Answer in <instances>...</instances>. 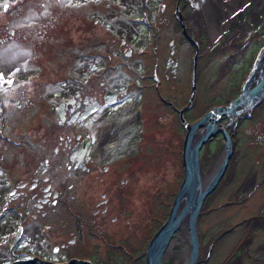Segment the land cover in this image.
Returning <instances> with one entry per match:
<instances>
[{
  "label": "rangeland",
  "instance_id": "rangeland-1",
  "mask_svg": "<svg viewBox=\"0 0 264 264\" xmlns=\"http://www.w3.org/2000/svg\"><path fill=\"white\" fill-rule=\"evenodd\" d=\"M230 1L0 0V36H19V39L8 38L0 42V85L8 82L7 77L13 65H19L20 71L14 73L13 82L24 83L28 75V83L46 85L51 100L58 98L56 92L60 86H74L72 76L77 73L83 85L99 86L103 82L109 87L118 88L125 86L120 80H127L134 87L125 86L129 88L132 100H139V90L133 84L136 75L128 67L118 65L99 76L105 59L98 57L92 61L81 60L89 66L92 64L94 74L90 77L84 70L81 73L79 68L75 69V64L79 61L73 60V55L76 52L83 53L86 46L93 44L92 50L87 49L85 52L98 51L103 57L107 54L118 56V62L122 60L130 66L138 63L142 67H150V62L153 61L154 65L153 51L156 50L159 83L153 79L147 82L153 84L154 90V84L157 85L165 99L169 96L175 106H181L179 112H184L188 122L194 121L214 106L227 104L239 93L241 83L264 43V0H244L239 4L234 2L236 6L232 7V12L228 10ZM108 11H112L108 22L110 27H107L109 31H100L105 22L103 13ZM97 17L99 22L96 23L94 19ZM180 19L184 20L183 33L186 37L190 36L189 42L182 33ZM119 20L122 23L118 26ZM221 21L227 22L223 29L218 27ZM113 35L117 39H124L125 44ZM25 40L27 42L24 44L19 42ZM10 44H14L11 49ZM15 44L27 50V55L24 54L23 61H19V64L14 62L17 53L12 52V48H16ZM78 45L80 50L75 51L74 48H78ZM145 46L151 47V56L139 55L138 51ZM32 47L35 49L31 50ZM127 47L132 51L130 56L124 53ZM194 62L198 68L195 77L196 90L190 99L193 85L191 69ZM168 64L171 68L167 67ZM174 66L175 71L172 70ZM154 90L145 91V100L149 101L150 110V118L145 125L139 123L135 117L118 122L116 130L119 133L115 132L116 134L104 138L98 148L97 154L101 161L93 159V163L105 164V171L109 167L112 174L123 179L124 186L119 191L127 192L132 189L134 194L141 196L126 200L132 205L138 202L135 216L139 217L140 226L136 231L128 226L125 229V244L133 235L136 236L134 249L115 251L104 247L102 240L90 237L93 235L89 230V240L83 232L84 243L79 245L94 251L89 254L92 261L98 264H144L146 244L151 234L166 218L172 196L182 177L181 146L185 126L176 112L155 101ZM60 97L62 99L61 95ZM37 98L38 96L33 97L36 103ZM5 99L6 97L2 100ZM28 104L30 103H24L22 108ZM39 105L38 108L43 107V110L37 112L36 117L41 119L42 125L45 122L46 124L35 141L45 144V148L39 146L42 150L38 153V158L48 153L49 162L52 164H58L60 160L68 163L69 160L64 157L66 153H54L52 148L58 145L62 135L71 130L64 129V123L58 125L59 114L56 118L50 117L48 111L51 106L46 101L41 99ZM0 114L3 116L0 119L3 120V126L0 122V131L6 132L8 138L16 133H27L29 115L22 114L16 106H8V109L6 106ZM10 115L12 119L8 120ZM33 115L34 112L29 117ZM43 115L44 118L41 117ZM135 115L140 116L142 113L138 110ZM124 117L126 115L122 114L121 118ZM225 120V116L219 119L220 122ZM8 125L6 130L5 126ZM49 130L53 133L52 136ZM140 132L145 133L139 136ZM1 141L0 146H5L7 141ZM232 141V154L226 168L203 201V209L198 219L200 253L197 264H264V100L249 115L241 116L237 120L232 130ZM99 142L100 138L96 141L97 146ZM223 143L224 139L218 132L205 141L200 149L201 170L207 180L213 175L221 158ZM35 148L34 141H31L29 151L36 152ZM12 155L13 158H7L3 163L9 164V169L26 161ZM35 155L31 153L30 158L37 159ZM75 172L77 180L87 181L83 171L76 169ZM86 201L90 200L86 198ZM128 203L124 204L125 216L130 213ZM79 205L85 206L86 202L80 200ZM50 212H54L53 206L47 211ZM51 216L56 215L53 213ZM41 217L39 218L42 222L52 224L49 214ZM64 218L67 219V216ZM32 222L36 223V219ZM42 222L37 221L39 227H42ZM0 224L3 226L0 229V250H7L16 259L23 249L24 241L18 235L14 220L2 219ZM52 228L49 227L54 234L38 228L31 233L32 239L25 237L24 240L27 243L32 240L44 243V238L46 244L53 245L58 242L56 239L59 235L63 238L69 235L74 237L73 230L67 232L68 230ZM106 234L112 242L122 241L115 239L112 231H107ZM75 245L76 243L70 245L67 242L59 246L63 251L58 254L65 252L66 248L77 249ZM7 255L0 257V264H5L3 259ZM187 258V234L178 231L162 264H184Z\"/></svg>",
  "mask_w": 264,
  "mask_h": 264
},
{
  "label": "flooded vegetation",
  "instance_id": "flooded-vegetation-1",
  "mask_svg": "<svg viewBox=\"0 0 264 264\" xmlns=\"http://www.w3.org/2000/svg\"><path fill=\"white\" fill-rule=\"evenodd\" d=\"M114 6L116 7V5ZM115 7H113L112 10H114ZM107 8H110V6H107ZM111 12L108 11L107 13H103L105 16L103 20L105 22L103 28H100L101 30L99 29L100 31L104 29L109 31L107 27H110L108 22L111 17ZM98 19V17L97 19H94V22H99ZM183 21L181 19L179 21L182 33ZM120 22L121 21L119 20L118 26L120 25ZM183 35L185 36L184 33ZM8 38L15 40L19 39V36H13L10 34L6 37L0 36V42H3ZM185 38L189 42V39L186 36ZM117 40H120V42L125 44L124 39ZM19 42L24 44V42L27 41L25 40ZM13 45L14 44H10V49ZM15 46L16 48H12V52L17 53L14 62L19 64L21 63L19 61H23L24 54L27 55V50L23 48L21 49L17 44H15ZM92 46L93 44L89 47L86 46L82 51L83 53L76 54V52L73 55V60L79 61L78 64H75V69L79 68L81 73H83L84 70L86 75L93 77L94 70H92V64L89 66L88 63L81 60L92 61L94 59H98V57L105 59L99 76L109 69H115L118 65L126 66L136 75V80L133 84L139 90V100H132L129 88L134 87L131 86L127 80H125V82L120 80V83L128 86L129 88L125 86L113 88L109 87L107 84H103V82H100L99 86H95L93 84L83 85L78 73L72 76L74 86H60L56 92V96L58 98L55 99L56 101L51 100L49 99L51 94L50 91H47L46 85L28 83V75L24 79V83L20 84L13 82L14 73L20 71L19 65H13L12 71L7 77L8 82L1 83L0 85V113L2 109L6 108V106L7 109L8 106H16L17 110L24 115L26 114L30 116L32 112L35 113V115L31 117H27L29 119V123L26 128L27 133H16L13 137H11V139L5 135L6 132L3 133L2 130L0 131L1 142L7 141L5 146H0V220H14L15 226L18 229V235L22 241H24L22 245L23 249L20 250L16 259L11 257L7 250H0V257L5 256V254L7 255L8 253L7 258L3 259L5 260V264H11L14 262L16 264L21 261L25 262L23 264H32L31 262L34 263L35 261H38L36 259L37 257L39 259L49 260L56 263H65L69 259L76 258L79 260H87L91 264H98L96 261H92L91 255L89 254V252L94 251L79 245L84 243L83 239H88V230L93 235L90 237L102 240V244H104V247L106 248H110L115 251H125V248L134 249L135 247V235L132 236V239L127 240L129 242L125 244V229L126 226H128L136 231L140 226L138 220L139 217H136L137 211H135L138 202H136L135 205H132L126 202V200L141 196L134 194V190L132 189H129L127 192L119 191V189L124 186L122 183L123 179L120 176L112 174V172L109 171V167L108 171H105L107 169L105 168V164L93 162L94 160L101 161V157H98L99 155L97 154V151L103 143L102 140L108 136L119 133L116 130L118 122L132 120L135 117L139 123H143V125H145L146 121L149 120V101L145 100V91L151 89L154 90L152 87L153 84L147 82L148 80L153 79L156 83H159V69H157L158 55L156 50L153 51L154 65L152 61L150 62L152 63L150 67H142L138 63L135 66H130L129 63L122 60L121 62H118L120 59L118 56H110V54H107L106 58L101 56L98 51L85 52L87 49L92 50ZM34 49L35 47L31 48V50ZM150 49L151 47L145 46L144 48H140L138 53L139 55H150L152 54ZM74 50H80L79 45L78 48L75 47ZM33 53L34 51H32V54ZM124 53L127 56H130L132 51L127 47L124 49ZM113 58L116 60L111 61L110 59ZM171 62L175 66L177 65L176 62ZM175 66L172 68L173 71H175ZM167 67L171 68V65L168 64ZM195 70L197 73L198 68H195ZM192 71L193 64L191 72ZM196 75L197 74H195V77H197ZM18 86L20 88H18ZM154 86L155 90L153 97L155 96V101L162 103L164 106H168L171 111L176 112L180 120L181 114L179 110L181 109V106H175L169 96L165 99L157 85L154 84ZM60 95L62 96V99ZM35 96H38L37 103L36 100H33V97ZM5 97L6 99L2 100ZM41 99L46 101L51 106V109L48 111L50 117L56 118L59 114L58 125L61 126L60 124L64 123V129L71 130V132H67V134L62 135L58 145L52 148L54 153H66L64 154V157L69 160L68 163L60 160L58 164H52L49 162L50 158L48 157V153H45L38 158V153L42 150L41 147L45 148V144L35 142L38 135L41 134L43 128H45L46 124L45 122L42 125L40 123L41 119H37L36 117L37 112L43 110V107L38 108L40 106L39 104H41ZM263 100H261V102ZM20 102L22 103L20 104ZM187 102H189V97ZM24 103L30 104H28L27 107L22 108ZM259 103L257 105H259ZM138 110L142 113V115H135ZM122 114H125L126 117L121 118ZM2 117L3 116L0 114V119H2ZM41 117L44 118V115ZM182 117L185 121H187L184 117V112L182 113ZM10 118L12 119V115L8 117V120ZM0 122H2L1 126H3V120H0ZM78 126H80V128H78ZM5 128L7 130L9 125L7 127L5 126ZM49 133L50 136L53 135L50 130ZM144 133L145 132H140L139 136H143ZM99 138L100 142L97 146L96 141ZM31 141H34L36 152L29 151V143ZM11 153L17 155L18 158L26 159V161L15 164L13 169H9L7 166L10 165H3V163H5L7 158H13ZM31 153L36 154L35 156H37V159L35 157L30 158ZM76 169H80L83 173H85L87 181H82V183L76 179ZM107 173L108 177H106ZM109 173L112 175L110 176ZM204 176L206 177V175ZM118 184L120 185L118 186ZM152 194L155 196L153 192ZM86 198L90 201H86ZM71 200H73L72 203ZM80 200H84L86 205L80 206ZM125 203L130 205L129 216L124 215ZM52 206L54 212L47 213ZM53 213L56 216H51ZM47 214H49V218L52 223L50 225L42 222L39 218ZM65 215L67 216V219L64 218ZM34 219H36V223L32 222ZM44 220L45 219L43 218V221ZM37 221L42 222V227H39L40 224L37 223ZM50 226L53 227V230H68L67 232H71L73 230L74 237L69 235L63 238L59 235V239L56 237V241L58 242L53 245H51L52 243L46 244L44 238V243H41L40 241L37 243L35 240H32L31 243H27L24 240L25 237L27 239H32L31 233L35 232L38 228L44 232L51 231L52 234H54V232L49 229ZM0 229H3L1 224ZM94 230H96V233H94ZM107 231H112L113 237L115 239L119 238L122 241H110L106 234ZM83 232L86 234L85 238L83 236ZM179 232L184 231L180 229ZM128 234L131 235L130 232ZM67 242H69L70 245L76 243L75 247H77V249H74L73 247V249L66 248L64 249L65 252L59 255L58 252L63 251V249H59V246L65 245ZM39 246L40 249H42V252L39 249ZM46 246L48 248H46ZM46 250L52 253H48ZM3 251L4 253L1 254ZM75 252L80 254H76Z\"/></svg>",
  "mask_w": 264,
  "mask_h": 264
},
{
  "label": "water",
  "instance_id": "water-1",
  "mask_svg": "<svg viewBox=\"0 0 264 264\" xmlns=\"http://www.w3.org/2000/svg\"><path fill=\"white\" fill-rule=\"evenodd\" d=\"M187 38L191 39L187 35ZM194 43V42H193ZM196 63L193 65L192 91L190 99L195 92ZM264 97V43L258 51L247 75L240 86L239 93L225 105L214 106L196 120L188 123L181 114L185 126V133L181 146L182 177L174 193L168 213L160 226L151 234L145 250L144 264H162L171 239L178 231L183 230L188 238V258L184 264H197L200 253V240L198 236V219L203 209L206 195L214 188L221 178L232 154L231 131L241 116L249 115L250 111ZM225 116L226 121L219 119ZM220 132L224 139L221 158L216 169L207 181L202 179L199 152L202 145L209 138ZM182 232V233H184ZM36 258V257H34ZM32 264H91L87 260L76 258L65 263H56L36 258ZM21 261L16 264H23ZM11 264H15L11 263Z\"/></svg>",
  "mask_w": 264,
  "mask_h": 264
},
{
  "label": "bare ground",
  "instance_id": "bare-ground-1",
  "mask_svg": "<svg viewBox=\"0 0 264 264\" xmlns=\"http://www.w3.org/2000/svg\"><path fill=\"white\" fill-rule=\"evenodd\" d=\"M225 1H228V0H225ZM244 0H231L230 2H229V4H230V6H229V9L228 10H231L230 12H232V7L233 6H236V4L234 3V2H236V3H240V2H243ZM225 7V6H224ZM222 10H223V8H222ZM222 20V19H221ZM227 24V22H225V21H221V25L220 26H218L219 28H224L225 27V25ZM261 100H263V98L261 99ZM261 100H260V102H261ZM231 137H232V133H231ZM233 142V141H232ZM222 154V153H221ZM218 165V164H217ZM201 166V165H200ZM201 175H202V179L203 180H205V181H207V179L205 178V176H203V174L201 173ZM173 243V240L171 239V241H170V243H169V245H168V247H167V249H166V251H165V253L163 254V258H162V261H163V259H164V257H165V254H166V252L168 251V248L171 246V244Z\"/></svg>",
  "mask_w": 264,
  "mask_h": 264
},
{
  "label": "snow or ice",
  "instance_id": "snow-or-ice-1",
  "mask_svg": "<svg viewBox=\"0 0 264 264\" xmlns=\"http://www.w3.org/2000/svg\"><path fill=\"white\" fill-rule=\"evenodd\" d=\"M69 2H71V0H69ZM4 7H5V9H6V8H7V4H5ZM0 78H2V77H0Z\"/></svg>",
  "mask_w": 264,
  "mask_h": 264
}]
</instances>
